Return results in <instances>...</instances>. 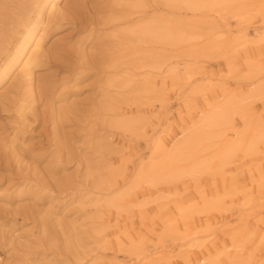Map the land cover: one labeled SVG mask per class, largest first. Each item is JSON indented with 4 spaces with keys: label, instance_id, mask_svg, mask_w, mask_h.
<instances>
[{
    "label": "rangeland",
    "instance_id": "obj_1",
    "mask_svg": "<svg viewBox=\"0 0 264 264\" xmlns=\"http://www.w3.org/2000/svg\"><path fill=\"white\" fill-rule=\"evenodd\" d=\"M126 1L0 0V264H264V138L247 150L264 130V0H143L141 16L186 38L163 46L127 42ZM149 49L162 71L145 68ZM225 101L202 169L178 161L175 179L133 185ZM115 115L132 127H109ZM122 190V209L106 207Z\"/></svg>",
    "mask_w": 264,
    "mask_h": 264
},
{
    "label": "bare ground",
    "instance_id": "obj_2",
    "mask_svg": "<svg viewBox=\"0 0 264 264\" xmlns=\"http://www.w3.org/2000/svg\"><path fill=\"white\" fill-rule=\"evenodd\" d=\"M161 1L167 7L168 6L176 7L177 5H182L189 11L199 13V12L215 11L221 5L226 4L228 2H231V1H234V0H161ZM125 5L127 7H129V9L131 10L130 14H128L129 18L132 17V19L130 21L128 20L126 25H124L121 28L122 33L125 35L124 37L126 38L127 42L132 43V44H137V45H143V46L144 45L163 46V45H166L169 43L171 44L174 42H176L177 44L178 43L181 44L182 42L186 41V38H184L182 35H179V36L171 35L172 33L170 34L169 29L165 25L166 22L163 23L161 20H158L157 18H153V17L141 16L146 12V9L148 8L143 0H127L125 2ZM57 6L58 5L56 4V2L53 1L52 5L50 6V10L57 11V8H58ZM134 15L135 16H141V17H139L138 19H135L133 17ZM123 19H121L120 16L116 18V20H121V21ZM124 20H126V19H124ZM40 45L41 44H40V40H39V43L36 45V47L37 46L39 47ZM40 48H42V47H40ZM150 49L144 50L145 52L149 51L147 56L145 55L148 58V59L146 58L147 62H146L145 68L147 67L148 69L151 70V72L152 71L160 72L163 69V61H161V59L159 60V58H157L156 55L152 54L150 52L152 49L151 50ZM38 51L39 50L35 51V53L33 52L34 54L32 55V58L28 59L29 58L28 57L27 58L28 61L25 62V64H23L24 65L23 72H24L25 76H27V77L31 76L30 75L31 73L29 72V69H28V68H30L29 66L40 55L39 54L40 51L39 52ZM142 55H143V53H142ZM141 58L143 59L144 57H141ZM23 65H21V66H23ZM169 68H170V66H169ZM170 71H172V73H174L175 68L171 67ZM115 77H116V75H115ZM118 77L119 76H117V78ZM111 82H112V80H110V83ZM110 85H112V84H110ZM254 93H256V92H254V88L251 87L249 89V94H247V95L245 94L246 96H244L240 100L241 101L246 100V99L249 100L248 98H250L252 96V94H254ZM229 105H230V102L225 101L224 103L217 105V107H214L212 109L211 113H209L205 116H202L203 118L198 119L195 122H193L192 126L195 125L194 127L196 129L191 131L190 134H186L183 139H180V140L177 139L178 141H176V143L174 145L175 152H174V154L172 153L173 155L169 158V160L164 161V159H163L162 160L163 162L160 166H153L152 168H148V170L142 169L141 171H137V173H136L137 176L135 177V179L133 178L134 179L133 185H136L139 181H143L148 185H154L159 181L160 182H163L164 180L168 181V179L173 178L175 175L177 176L178 172H180L183 169L182 166L180 168L177 165L178 161H186V160L192 159V158H194V161L188 166L187 172H195V171L197 172V170H199V168L201 167V163H206V160L203 157L199 156V154H197V152L199 151L198 150L199 143L203 139L211 138L212 135L214 134V132H213L214 129L216 127L224 124V121H225L224 119H226V117H228V115L230 113L229 112L230 111ZM236 107L237 106L234 105L232 107V108H234L233 110H235ZM233 110L231 111L232 113L234 112ZM133 121H134V118H133ZM133 121L131 119L115 115L109 119V122L107 124L109 127L113 128V129H128V128L132 127ZM202 129H207L209 131V133L207 134V132H206V135H204V136L201 135L200 137H197L201 133L200 134H196V133L199 130L201 131ZM160 133H162V132L156 133L155 138H156L157 142H155V143L156 144L158 143L161 146V148L162 147L167 148L166 147L167 146L166 140ZM166 134H167V132H166ZM242 137H244V136H242ZM155 138H154V140H155ZM262 138H264V130H260L256 133V135L254 136L253 140L251 141L249 147H248V144H246L248 147L247 150H252L261 141ZM236 146H237V143H234L233 145H230L229 147H227V149H225V152L223 153V158L229 157L231 155L232 151L236 148ZM245 150H246V148H245ZM155 152H157V151H155ZM168 155H167V157L165 156L167 159L169 157ZM203 160H205V162ZM202 166H203V164H202ZM201 169H202V167H201ZM176 176H175V178H176ZM175 178H173V179H175ZM102 180H104V181H102ZM102 180L99 181V185L106 186L107 189H109L110 187L108 185V181L106 179H102ZM164 182H166V181H164ZM128 189H130V188H128ZM126 191H124V190H122L120 192L117 191V193H115L109 197L107 196V198L104 199V201H103L105 206L106 207H112L115 210H121L122 209V198H123V196L126 195V193H128V191L127 192ZM97 203H99V202H97ZM187 247H189V246L187 245ZM135 260L136 261H133V263H129V264H142L143 263L142 260H145V259H140L137 257V258H135ZM152 261H150V262H152Z\"/></svg>",
    "mask_w": 264,
    "mask_h": 264
}]
</instances>
